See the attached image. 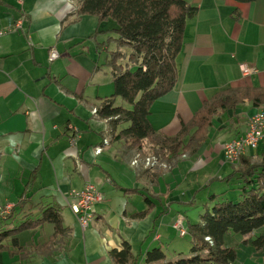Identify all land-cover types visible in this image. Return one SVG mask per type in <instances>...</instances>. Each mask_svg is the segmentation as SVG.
<instances>
[{
  "label": "crops",
  "instance_id": "0c3cea01",
  "mask_svg": "<svg viewBox=\"0 0 264 264\" xmlns=\"http://www.w3.org/2000/svg\"><path fill=\"white\" fill-rule=\"evenodd\" d=\"M184 1L197 12L186 22L176 58L177 82L154 102L148 116L155 133L166 137L175 136L217 92L264 87V0ZM76 10L75 0H0V29L21 23L0 37V211L11 206V219L0 226L11 229L36 219L56 203L70 230L40 254L34 248L50 242L54 226L21 232L14 238L22 251L14 256L0 252V264H114L109 252L120 250L122 241L139 256L137 264H145L144 254L158 247L168 259L188 254L186 236L180 237L174 224L179 219L187 228L199 220L200 213L188 216L191 195L199 190L191 184L199 180L213 194L226 192L216 188L224 182H211L232 172L224 163L223 146L243 135L259 109L244 104L215 117L206 144L194 156L183 155L171 170L168 164L162 176L133 168L135 152L125 151L124 142L115 139L127 124L113 133L109 120L96 115L102 99L113 93L107 60L116 45L106 42L116 38L117 25L88 15L76 21ZM97 44L104 46L98 49ZM52 52L57 54L53 61ZM242 63L258 73L243 77ZM229 121L236 122L235 128L228 127ZM88 184L98 188L104 201L82 228L68 205L70 193ZM143 197L154 209L142 220L131 219L146 209ZM263 236L264 226L246 237L226 234L224 247L236 250L232 264H264V246L256 250L253 245Z\"/></svg>",
  "mask_w": 264,
  "mask_h": 264
},
{
  "label": "trees",
  "instance_id": "16d2710c",
  "mask_svg": "<svg viewBox=\"0 0 264 264\" xmlns=\"http://www.w3.org/2000/svg\"><path fill=\"white\" fill-rule=\"evenodd\" d=\"M76 21L80 16H95L100 22L112 20L117 25L116 38L109 37L106 44L114 43L116 50L108 53L107 65L111 69L113 93L102 99L96 108L100 119L109 120L112 132L121 128L116 140L124 142L128 152L144 154L147 149L152 156L167 164H175L185 156H194L208 140L209 129L218 115L234 111L237 107L250 104L254 109H264V87L226 89L214 94L196 111L189 122L183 124L172 137L155 133L148 116L154 102L168 94L176 85V58L179 55L186 22L196 15L197 9L184 0H75ZM252 2L254 0H236ZM96 34L91 36L95 38ZM104 44H97L100 49ZM124 49H128L126 53ZM119 98L129 108L116 106ZM149 171H146L148 173ZM154 176V174H152ZM241 183L236 202L225 199V194L209 196L211 204L204 205V212L196 223H188L186 236L191 249L189 256L179 255L168 259L158 247L144 254L145 264H232L236 250L226 248L223 238L226 234L244 237L264 226V146L258 155L242 156L239 164L223 179L213 181ZM35 180L30 178L28 185ZM125 193L134 190L123 189ZM146 209L131 214V219L142 220L153 209L154 204L143 197ZM61 207L56 203L43 209L36 219L25 220L11 229L0 226V252L10 256L22 251L14 238L21 232L33 230L43 224L54 226V235L47 244L34 248L42 253L59 236H65L69 229L64 227ZM4 218V219H3ZM10 214L0 216V225L10 220ZM9 243V246L7 245ZM256 250L264 246V236L253 242ZM12 248H16L13 251ZM109 256L114 264H137L130 245L122 241L120 250H111Z\"/></svg>",
  "mask_w": 264,
  "mask_h": 264
},
{
  "label": "built area",
  "instance_id": "2783aa9c",
  "mask_svg": "<svg viewBox=\"0 0 264 264\" xmlns=\"http://www.w3.org/2000/svg\"><path fill=\"white\" fill-rule=\"evenodd\" d=\"M20 28L21 23L17 22L10 29H0V37ZM56 58V52H52L50 60L53 61ZM239 70L243 77H249L258 73L256 67L244 63L239 65ZM75 132L78 134L77 130ZM261 146H264V109L256 110L249 117L246 129L241 137L224 144V163L229 166H236L239 164L242 156L255 153ZM96 152L99 153L100 149L96 150ZM70 200L69 209L77 218L79 225L82 228H86L95 218V206L102 203L104 197L98 188L88 184L81 190L72 191L70 193ZM3 210H11V206H6ZM174 228L180 237L186 236V228L183 226L182 220L178 219L174 224Z\"/></svg>",
  "mask_w": 264,
  "mask_h": 264
},
{
  "label": "rangeland",
  "instance_id": "374dc122",
  "mask_svg": "<svg viewBox=\"0 0 264 264\" xmlns=\"http://www.w3.org/2000/svg\"><path fill=\"white\" fill-rule=\"evenodd\" d=\"M125 52H129L128 49H124ZM116 106H122L124 108H129L128 105L126 103H124L121 99L118 100V103H116ZM236 121V120H235ZM233 122V121H229L230 124L228 123V127L229 125L230 126H233L232 128H235L234 126L236 125V122ZM259 154V149L255 152L254 155H258ZM182 157V156H181ZM180 157V158H181ZM179 158V159H180ZM178 159V161H179ZM175 164H171L169 165V170H171L175 165ZM167 163L161 160H158L156 157L152 156V154L150 152H148V150L144 152V154H141V153H135V157L133 159V161L131 162V166L133 168H137L140 170H142L144 173L146 171H148L149 169L150 170H155L153 173L154 175L156 176H162V173L164 170H166V167H167ZM237 166V165H236ZM236 166H231V170L236 167ZM228 169V168H227ZM146 170V171H145ZM176 177H174L173 179H175ZM228 182H224L223 184L217 186L216 188L220 187V188H223L226 192L224 193L226 195L225 199H228L230 201H233V202H236L238 200V196H239V188L241 187V183L239 180L237 179H233L229 185H227ZM202 184H204L203 182L201 183L199 180L198 181H194L191 185V188H194L195 189H199L198 191L194 192L193 195L192 192L191 194L188 193V191H186L187 194L191 195V196H195L194 200H193V205L190 209V212H191V215H188L189 217L190 216H197L199 213L202 214L204 211V205H209L211 204V200H209V196H211L213 194V189H203V187L205 185L202 186ZM207 184V183H205ZM201 186H202V189H201ZM186 189V187H184V190ZM186 193H183V194H186ZM188 197V195H187ZM10 214V210H3V211H0V216L1 217H4V216H7ZM183 224V222H182ZM184 226V225H183ZM185 227V226H184ZM187 237V236H186ZM184 239L183 242H187V246H188V249H187V252L190 253V249H191V244H190V240H189V237H187ZM188 253V254H189ZM187 253H184L182 254V256H186L188 255Z\"/></svg>",
  "mask_w": 264,
  "mask_h": 264
}]
</instances>
